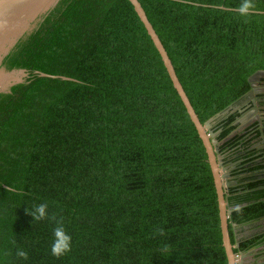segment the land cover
<instances>
[{
    "label": "trees",
    "instance_id": "obj_1",
    "mask_svg": "<svg viewBox=\"0 0 264 264\" xmlns=\"http://www.w3.org/2000/svg\"><path fill=\"white\" fill-rule=\"evenodd\" d=\"M138 1L201 123L264 70V13L240 16L233 9L243 0ZM252 2L264 11V0ZM71 68L88 85L39 112L37 132L45 137L25 152L0 264H227L203 145L127 0L104 11ZM232 117L217 118L212 130H219L218 152L237 161L224 193L237 254L264 242V231L236 237L237 226L264 217V157L250 147L256 129L223 141L235 129ZM41 203L71 236V251L60 258L51 254L56 222L32 221L25 211Z\"/></svg>",
    "mask_w": 264,
    "mask_h": 264
},
{
    "label": "water",
    "instance_id": "obj_2",
    "mask_svg": "<svg viewBox=\"0 0 264 264\" xmlns=\"http://www.w3.org/2000/svg\"><path fill=\"white\" fill-rule=\"evenodd\" d=\"M116 0H0V244L10 211L14 184L18 177L28 144L34 138L45 137L37 132L40 110L50 101L73 86L88 85L80 82L71 66L94 41L104 11ZM146 34L151 40L180 99L189 120L203 145L216 196L221 245L227 264H240L244 252L232 249L238 242L229 240L228 217L231 208L224 196L228 173L221 165L219 142L213 131L214 121L236 110L242 116L238 126L224 139L238 133L249 121L261 124L264 113H258L257 94L264 93V70H255L247 77L249 89L232 104L207 118L198 120L167 53L138 0H127ZM198 5L194 2H189ZM225 9L218 5H206ZM237 10V9H233ZM250 12L264 13L251 10ZM253 106L248 120L245 110ZM262 129H258L260 131ZM243 133V132H242ZM262 133L257 135L260 138ZM260 140V139H259ZM262 141V140H260ZM254 139L251 141L255 144ZM257 144V143H256ZM230 226L235 228L236 223ZM1 255V254H0Z\"/></svg>",
    "mask_w": 264,
    "mask_h": 264
},
{
    "label": "clouds",
    "instance_id": "obj_3",
    "mask_svg": "<svg viewBox=\"0 0 264 264\" xmlns=\"http://www.w3.org/2000/svg\"><path fill=\"white\" fill-rule=\"evenodd\" d=\"M254 8L255 4L252 2V0H243V3L237 7V12L240 16L247 17L250 15V11ZM47 208V203H41L35 206L33 210L28 211L25 209V211L32 217V221L50 219L56 222V227L53 229L51 254L56 258H60L71 251V236L66 233L62 220H57L55 214H53L51 217L48 216ZM158 233L159 235L163 236L164 230L158 229ZM168 250V246L165 245L163 251L167 252ZM16 255L21 259L26 260L28 258V253L22 249H18Z\"/></svg>",
    "mask_w": 264,
    "mask_h": 264
},
{
    "label": "flooded vegetation",
    "instance_id": "obj_4",
    "mask_svg": "<svg viewBox=\"0 0 264 264\" xmlns=\"http://www.w3.org/2000/svg\"><path fill=\"white\" fill-rule=\"evenodd\" d=\"M255 98L257 99L258 101V105L256 106V110L258 113H264V93H260V94H257L255 96ZM253 106H249L247 107V109L245 110V113H247V115H249L248 112L251 111V108ZM228 114H233V117H232V121L231 123L232 124H235L236 126H238V124L236 123V121L242 116L240 113H237L236 110L234 111H231L229 113H227L226 115ZM252 117V114H250L248 116V120H250ZM251 121H249V123L244 126L239 132H244V133H248L249 131L253 130V129H263L264 128V119L261 121V124L259 126H256L254 123H250ZM212 126V125H211ZM235 126V128H236ZM262 130H260L259 132L261 133ZM238 132V133H239ZM262 141H260V140ZM254 141H255V145L253 146L252 143H250V147L251 148H254L257 150V152L262 156L264 157V134H262V136L260 138H257V136L254 138ZM257 143V144H256ZM222 155V163L221 165L223 167H225V171L226 173H228V176L226 177L227 181L228 179L230 178V173L231 171L234 169V165L236 164L237 161H230L228 157L225 156V154H221Z\"/></svg>",
    "mask_w": 264,
    "mask_h": 264
},
{
    "label": "crops",
    "instance_id": "obj_5",
    "mask_svg": "<svg viewBox=\"0 0 264 264\" xmlns=\"http://www.w3.org/2000/svg\"><path fill=\"white\" fill-rule=\"evenodd\" d=\"M238 238H245L264 231V217L258 218L246 224L237 226ZM240 264H264V242L244 252Z\"/></svg>",
    "mask_w": 264,
    "mask_h": 264
},
{
    "label": "built area",
    "instance_id": "obj_6",
    "mask_svg": "<svg viewBox=\"0 0 264 264\" xmlns=\"http://www.w3.org/2000/svg\"><path fill=\"white\" fill-rule=\"evenodd\" d=\"M237 257H238L237 254H235V258H236V259H237Z\"/></svg>",
    "mask_w": 264,
    "mask_h": 264
}]
</instances>
